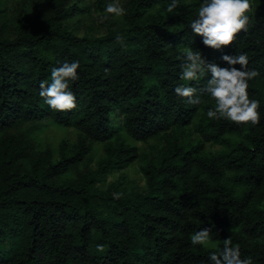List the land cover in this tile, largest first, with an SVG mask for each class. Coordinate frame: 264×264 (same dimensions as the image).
I'll list each match as a JSON object with an SVG mask.
<instances>
[{"label":"trees","instance_id":"1","mask_svg":"<svg viewBox=\"0 0 264 264\" xmlns=\"http://www.w3.org/2000/svg\"><path fill=\"white\" fill-rule=\"evenodd\" d=\"M3 1L0 264H211L213 249L191 244L203 228L217 248L230 238L242 258L264 264V0H250L248 32L221 50L191 32L202 0H178L173 13L171 0H122L126 15L104 22L111 0H94L99 36L77 35L89 12L81 0H22L9 16ZM185 47L221 68L223 55L248 56L260 73L248 88L257 126L207 117L211 74L180 79ZM73 61L77 107L58 113L39 85ZM181 84L197 88L201 103L177 96ZM49 126L73 129L74 143L42 147ZM152 142L148 153L137 147ZM95 146L103 155L93 164ZM136 164L144 188L124 174L107 181Z\"/></svg>","mask_w":264,"mask_h":264},{"label":"clouds","instance_id":"2","mask_svg":"<svg viewBox=\"0 0 264 264\" xmlns=\"http://www.w3.org/2000/svg\"><path fill=\"white\" fill-rule=\"evenodd\" d=\"M178 8V0H171L166 12L173 13ZM108 15L101 17V22L110 18L123 17L126 10L118 3H108L104 9ZM250 0H202L196 18L190 23L195 36L202 37L205 47L221 50L234 46L237 36L247 33L250 24L248 13L252 12ZM116 43L123 46L122 34L116 35ZM180 79L186 82L205 80L203 89L215 102L206 115L210 120H228L236 125L257 126L260 123L259 101L249 98V81L260 76L256 70L249 69L246 54L223 55L222 61L228 67L221 68L215 63L207 62L199 50L185 47ZM239 66L238 68L236 66ZM79 61L64 62L51 70V83L41 82L39 95L49 108L58 113H67L77 107L76 98L70 90V84L79 80L77 70ZM179 97L186 98L189 104H200L197 88L181 84L174 89ZM119 198L121 194H114ZM191 244L213 249L209 254L211 264H254L252 258H242L239 245L233 246L230 238L224 240L223 248H217L212 238L211 228H203L191 236ZM103 251L102 245H97Z\"/></svg>","mask_w":264,"mask_h":264},{"label":"rangeland","instance_id":"3","mask_svg":"<svg viewBox=\"0 0 264 264\" xmlns=\"http://www.w3.org/2000/svg\"><path fill=\"white\" fill-rule=\"evenodd\" d=\"M22 0H4V7L6 10V15H11V10L15 7L16 4L20 3ZM82 2H86L88 5L89 12L86 16L83 17L80 25L77 28V35L83 36L85 34H89L90 36H99L102 35L103 32L99 28V21L100 16L98 12H96L92 8V3L94 0H81ZM115 2L118 3L120 6L122 4V0H111L110 3ZM74 131L73 129L66 130L63 128H57L53 126H49L44 129V132L41 133L39 140L41 142V146L47 148L49 150H55L59 143L62 141H66L68 144L74 143ZM155 142L150 143L149 145L138 143L137 147L141 148L142 151L148 153L150 151V146H155ZM207 152L215 153L220 150V147L208 145L206 148ZM103 151L100 146H95L94 150V157H93V164L97 162V160L102 157ZM138 165L132 166L131 169L123 170L121 172H116L112 175L108 176L107 181L112 182L114 181L119 175L124 174L126 176L127 181L130 184H134L138 188H144V181L138 174Z\"/></svg>","mask_w":264,"mask_h":264}]
</instances>
